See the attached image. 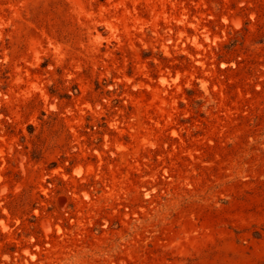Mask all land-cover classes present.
Returning a JSON list of instances; mask_svg holds the SVG:
<instances>
[{"label":"rangeland","instance_id":"1","mask_svg":"<svg viewBox=\"0 0 264 264\" xmlns=\"http://www.w3.org/2000/svg\"><path fill=\"white\" fill-rule=\"evenodd\" d=\"M0 264H264V0H0Z\"/></svg>","mask_w":264,"mask_h":264}]
</instances>
